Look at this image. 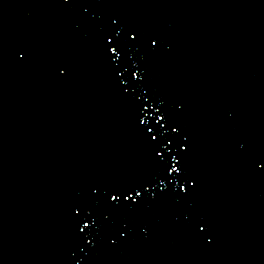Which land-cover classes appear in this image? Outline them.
<instances>
[{
	"label": "water",
	"instance_id": "1",
	"mask_svg": "<svg viewBox=\"0 0 264 264\" xmlns=\"http://www.w3.org/2000/svg\"><path fill=\"white\" fill-rule=\"evenodd\" d=\"M0 264H264V0H0Z\"/></svg>",
	"mask_w": 264,
	"mask_h": 264
}]
</instances>
